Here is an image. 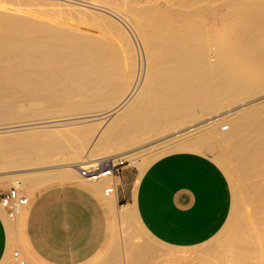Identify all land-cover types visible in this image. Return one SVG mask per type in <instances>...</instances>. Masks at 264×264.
<instances>
[{"label": "bare ground", "instance_id": "obj_1", "mask_svg": "<svg viewBox=\"0 0 264 264\" xmlns=\"http://www.w3.org/2000/svg\"><path fill=\"white\" fill-rule=\"evenodd\" d=\"M20 1L0 0V5H21L25 0L21 1L22 3ZM201 1L204 3L203 11H199L204 13L212 10L214 23L210 24L206 20V14L204 13L203 17L200 13L201 20L193 21L186 26L190 33L184 34V30L180 35L177 28H172L179 36L171 35L172 29L171 36L168 35L167 26L164 29V26L156 25L154 22L152 25L147 24L149 21L158 23L167 20L172 17L171 11L165 10V13H162L163 7L161 10L159 6L149 10L137 9L134 6L137 0H77L78 4H84L85 7L79 8L75 5L73 9L66 7L64 10L62 7L60 10L59 7V11H54L56 8L49 11L51 7H48V11L40 15L38 13L29 15L27 12L24 14L20 10L18 12L7 9L8 7L0 10L1 61L4 58L2 62L0 61V81L10 79L9 83L6 79L7 84H0V87L3 86L0 93L14 94L22 91L37 93L47 107L58 103L68 105L70 99L75 98V105L69 104L67 107L64 105L66 109L63 111H60L63 108L60 105L61 108L58 111L56 109V113L59 111L62 113L64 110L84 112L83 110L120 105L122 100L129 99L128 94L134 92L137 73L141 72V77L144 76L145 73L142 76L144 55L146 59V69L144 68L146 77H143L144 82L141 80V93L136 103L132 104L134 106L130 105L125 113L122 112L124 114H115L116 117L113 119L109 116L111 119L108 122H111L106 123L107 126L100 131L98 130L100 125L104 123L101 124L100 121L105 118H99L100 121L96 118L98 120L93 122L90 121L93 116L89 123L82 122V125L79 123L77 127L76 124H73V127L69 125L71 128L64 126L61 127L63 129H56L57 126L54 124L55 128L52 127L54 128L52 130L50 129L52 125L47 126L49 130L45 124L38 131H35L38 125L35 130H31L32 127L27 128V132L19 129L20 132L10 134L7 131L4 135L1 131L0 170L47 164L62 154H67L71 158L69 162L66 161L68 163L61 171L54 173L39 171L40 173H29L21 177L18 175L5 180L16 186L19 191L28 192L30 198L44 187L72 180L94 189L100 188L104 183L106 185L111 183L112 179L83 178L78 171L80 165L85 166L108 159H113L114 163L123 161L121 158L124 157L120 154L124 148H130L155 134L160 135L163 124L171 125L178 120L180 122L181 117L187 118L190 115L192 119L195 111L192 114L191 112L197 108L201 109L202 114H206L204 112L215 110L224 101L236 100L238 96L263 87L264 40L263 43L260 40L264 39V0L199 2ZM28 2L29 0L26 2L27 5ZM60 3L57 4L60 6L63 2ZM219 5L225 9L221 15L214 11ZM100 6L111 10L128 11L136 17L140 51L143 49L140 71L137 72L136 47L128 34L130 30L126 31V28L119 24L121 21L117 22L118 19L110 17L113 14L100 9ZM46 8L44 10H47ZM33 9L30 10L34 12ZM23 10L25 12V9ZM32 11L29 13L32 14ZM172 19H168L169 23ZM169 27H172V24ZM161 30L166 33H161ZM211 46H215L218 57V62L212 67L205 61L206 53ZM213 70L220 74L217 77H214L215 74L210 75L214 78L206 80L204 76L211 74L210 71ZM85 100L87 104L83 103ZM99 100L106 102L99 103ZM10 108L19 109L17 106H10L6 110ZM34 109L30 106L22 108V111L32 117L37 114ZM226 123L229 124L225 128L228 131L220 130ZM122 125L128 126L125 127L126 134L123 133L125 130L121 129ZM201 130L203 131L190 138L181 139L183 141L177 145L184 150L204 152L211 149L214 152L216 147L222 150L225 148L224 151L229 156H236L245 174L242 179L247 176L251 180L247 185L245 184L247 181L243 183V187L248 189L245 191L250 194L249 198L247 197L249 205L261 213L258 217L246 215V208L242 205L241 196L239 197L242 193L238 194L234 186L230 215L221 230V233H226L223 249L210 250L221 259L228 258V262L231 263L264 264V104L231 115L228 119L218 118L212 125ZM224 151L220 154L217 152L214 161L229 173L221 161ZM125 157L137 163L136 157L131 154ZM237 158L233 160L237 162ZM260 176H263V179L259 178ZM0 209L6 222L15 225L24 217L27 205L20 208L13 219L9 218L3 207Z\"/></svg>", "mask_w": 264, "mask_h": 264}, {"label": "crops", "instance_id": "obj_2", "mask_svg": "<svg viewBox=\"0 0 264 264\" xmlns=\"http://www.w3.org/2000/svg\"><path fill=\"white\" fill-rule=\"evenodd\" d=\"M66 155L48 162L63 164L52 173L64 169ZM133 164L113 180L114 196L104 194L106 183L94 189L72 180L41 189L18 224L0 209V264H18L17 249L27 264H205L194 251L224 216L225 182L212 184V167L181 152L144 170ZM231 207L232 193L225 224ZM175 250L187 253L166 261Z\"/></svg>", "mask_w": 264, "mask_h": 264}, {"label": "rangeland", "instance_id": "obj_3", "mask_svg": "<svg viewBox=\"0 0 264 264\" xmlns=\"http://www.w3.org/2000/svg\"><path fill=\"white\" fill-rule=\"evenodd\" d=\"M21 1H24V0H21ZM27 1L25 0L24 3L26 4ZM65 1H66V3H65ZM137 1L138 2H136L134 4L135 8H137V9L138 8L139 9H144L145 8L146 10L147 9L149 10L152 7L156 8L157 6H159L161 8V10H162V7H163V11L164 12L161 11L162 13H165V10L166 11L168 10L169 12L170 11L172 12V14H170V15H172V17L168 18V19H170V18L172 19L173 18L172 20H170V23H169L168 19H167L168 21L167 20H163L162 22H158V23L155 22V21L147 22L148 25H152L153 22H154V23H156V25L159 24L160 26H164V29H165V26H167L166 27V32L168 31L167 32V33H169L168 35H170L173 32L174 34L172 33L171 35H173V36L178 35L179 36V34L180 35L183 34L184 30H185L184 34L190 33V31H189L190 29H188L186 26L189 23L193 22V21L201 20L202 16L204 17L205 14H206V20L209 21L210 24L214 23V20H213L214 16L212 14V10L210 11L211 13L208 12V11L204 12L205 14L203 12L202 13L200 12V11H203L202 7L204 5V3L202 1L199 2L200 0H198V1L197 0H193V1H191V0H137ZM44 2H45V4H44ZM44 2H42L41 0H29V2H28L29 5H27V4L25 5L22 2L21 3L24 4V5H22V4L21 5H17V4H15V5L14 4H4L3 5L2 4V5H0V10L6 9V7H8L7 9L14 10V11L18 10V12L20 10V12H22L24 14H26V12H27V14H29V15H33V13H34V15H35V13H38L40 15L42 13L44 14L45 11L47 12L48 9H49L48 7H51L49 9V11L50 10L53 11L52 9H55V8L57 10L55 9L54 11H59L58 10L59 7L60 8L62 7L63 10H64L66 7H67L66 9H69L70 7H71L70 9H73V7L75 5H78L79 8L80 7L82 8L84 6V4H81V3L78 4L79 2L77 3V0H76V2H75V0H60V1H58V0H56V1L55 0L54 1L53 0H47L46 1L45 0ZM50 2H52L51 3L52 5L50 4ZM56 2L57 3L59 2V4H61L60 2H63V3H62V5L59 6V4H57ZM30 3H31V5H30ZM47 3H49V5H47ZM67 3H69V4H67ZM188 3H189V5H188ZM70 4H72V5H70ZM68 5H69V7H68ZM183 6H184V8H183ZM13 7H15V8H13ZM24 7H26V8H24ZM45 7H47L46 8L47 10H44ZM78 7L76 6V8H78ZM220 7L221 6L219 5L218 8L216 7L217 9L214 8V11L216 10L218 12L217 14H219V15H221V14H223L225 12L224 7H222V8H220ZM27 8H28V11L31 8L32 9L34 8L36 11L34 9H33L34 12L32 10H30L29 12L32 11V14H30L28 11H26ZM62 8L60 10H62ZM99 8L104 10V11H106V12H108V13L113 14V15L110 14L111 15L110 17H112L113 19L115 18V20L118 19L117 22L121 21L119 24L121 26H123L124 29L126 28L125 29L126 31L128 29L130 30V32H128V34H129V36L132 37V38L131 37L130 38L133 39V43H135V47H136L135 53L137 54L136 58L138 60V61H136V63H137L136 65L138 67L137 72H138V70L140 71V69H141V62H140L141 61V53H142L143 49H141V51H140V39H139L140 36H139V29H138L136 17L134 16V14H132V13H130L128 11L111 10V9L103 8L101 6ZM164 8H166V9H164ZM21 9H22V11H21ZM23 9H25V12H24ZM38 11H41V12L39 13ZM194 11H195V13H194ZM196 11H197L198 14H196ZM169 12H167V13H169ZM200 13L202 14V16H201ZM164 15H168V14H164ZM173 15H174V17H173ZM199 15L201 17H199ZM171 24H172V27H169V26H171ZM181 27L183 29H181ZM172 28H175V29L177 28L178 29L177 33L179 32V34H177L175 32V30L172 29ZM171 29L173 30L172 32H171ZM160 32L161 33H166V32H162V30ZM263 40L264 39L260 40V42L263 43ZM206 55H207V56H205L206 57L205 61H207L206 64L211 66V67L213 65H216V62H218V57H217V54H216V51H215V46L209 47ZM144 57H145V55L143 56L142 76L145 73L143 77H146V72H145L146 59ZM2 59L4 60V58H2ZM0 61H1V59H0ZM214 71L215 70L210 71L211 74L208 73L209 76L206 75L207 78H206V76H204L205 79L206 80L207 79H213L214 77H217L218 74H220V73H218V71L217 72L215 71L216 73ZM140 74H141V72L137 73L138 76L136 77L137 80L135 82L136 86L133 88L134 92H132V94H128L129 95L128 96L129 99L126 98L127 100L126 99L122 100V103L120 105H117V106L107 107V108H98V109H93V110H91V109L89 110L88 109V111L83 110L84 112H82V110H79V111H75L74 110V111H71V112H65V110H64V112H62V113L60 112V111H63V109H66L64 107L69 106V104L70 105H75V101H74L75 98L74 99L73 98L70 99V103H67L68 105L63 104V103H61V104L58 103V104H50V105H48L49 107H47L46 103L39 99V94H37V93L23 92V91L22 92H15L14 94L0 93V135L2 133L1 131H3V134L6 135L7 131L10 134L12 132L15 133L16 131L20 132L23 129H24L23 132H27V130L30 129L31 127H32L31 130H33V129L35 130L37 125H38L37 126L38 128L41 126L40 129L36 128L37 130H35V131H38V130H41L42 127L45 124H47V125H45L46 128H48L47 126L52 125V126H50L51 130L54 129L56 126H57L56 129H59V128L63 129L64 126H66L67 128H71L70 126L72 125V127H73V124L74 125L76 124L75 126L77 127L79 123H81V125H82V122H84L83 124L89 123V120L92 119V116H93L94 120L92 119L90 121H93V122L94 121L96 122L99 118H101V119H102V117L105 118V119H103V121L102 120L100 121V119L98 120V121L101 122V124L104 122L102 125H100V127L98 129L100 131V129H103L104 127L107 126V124H109L111 122V121L108 122L109 119H111V118L113 119V117H116L115 114L116 115L119 114V113L124 114L127 111V108L129 109L130 105H132L137 100V98H139L140 93H141V88L140 87L142 85L141 80L143 81V79H145V78L141 77ZM214 74H215L214 77L210 76V75H214ZM208 77H210V78H208ZM6 79H2L0 81V84L5 85V84H7L6 83L7 81H8V83L10 82V79H7V80ZM5 80H6V82H5ZM135 83H134V85H135ZM1 89L3 90V86L0 87V90ZM72 100H73L74 103L72 102ZM100 102H102V101L99 100V103ZM104 102H106V100L105 101L103 100L102 103H104ZM83 103L87 104L88 102L85 100ZM261 104H264V86L261 87L260 89H257L255 91L251 92V93H248L246 95L238 96V98L236 100L224 101L215 110L209 111L210 113L209 112L208 113L204 112L206 114H202L201 113V109L197 108L196 110H193L191 112V114H192L195 111L194 114L192 115V119H190L191 118V115H190V117L188 116L187 118L181 117L182 119H180V122L178 120L175 123H172L171 125L170 124H168V125L167 124H165V125L163 124L162 125V128H163L162 129V133L160 135L155 134L154 136L147 137L145 140H143V141L131 146L130 148L129 147L126 148V149L124 148V150L122 151L123 153L121 152V154H120V156L123 155L122 157H124V158H121L124 161V165H129L130 167H134L133 165H135V164H133L134 162H131L130 160H127L128 158L125 157V156H130V154H131V156L136 157L135 159H137V161L140 159L139 161L142 162V160H143V162H142V165H143L142 166V170H144L145 168L149 167L150 165H152V164H154V163H156V162H158L160 160H163V159H165L167 157H173V156L177 155L180 152H181V154L194 155L198 159H200L202 162H204L207 166H211L212 167L211 169H206V174L209 177V179L212 182V184H214V185L216 184L217 185V184L220 183V180H223L225 182L224 184H225L227 193L220 195V197L223 200L222 204H227V208L225 209L224 216H223L220 224L216 227V229L213 232H211V234H209V236L207 235V237L205 238V241H207L209 239H212V240L209 241L205 245L202 244L201 246L195 247L196 250L194 251V253H195L194 255H197V257L202 258L201 261L203 263H205V264H227V263L228 264H236V263L228 262L229 261L228 258L221 259L220 257L217 256V254L212 253V251H209L210 249H216V250L217 249H219V250L223 249L222 245L224 244V238H226V233L225 232L221 233V231L218 233V231L221 229V227H223V226L225 227V225H226L225 224V219H226L227 214H228V206L230 205L231 193L233 194V187L234 186H235L238 194L242 193V194H239V197L241 196L240 199H242V205L246 208L245 209V211H247V212H245L246 215L250 214V215H252L254 217H258L261 213H260V211H257V210L255 211V208H252L251 205H249V200H248L249 197H248V195L250 196V194L247 192L248 191L247 188H246L247 191H245L246 189L243 187V183H244V181L245 182L247 181V183H245L247 185V184H249L251 182V180L247 176H245L242 179V176H244L245 174L243 173L244 171L241 169V163H240L239 159L236 156H234V155H230L229 156L224 151L225 148H223V150H222V148L220 149L219 147H216V150L214 149V152H213V149L204 152V151H195V150H184V149H181L177 144H179L180 142L183 141L181 139L185 140L186 137L190 138V137H192V135L194 136V134L203 131L201 129H206L208 126L212 125L213 121H215L218 118L223 117L224 119H228L229 117H231V115L232 116L233 115H237V114L241 113L242 111H246L249 108L256 107V106L261 105ZM60 105L62 107L64 105L65 106L59 111L60 113L59 112L56 113L55 110L57 109V111H58V109L61 108ZM10 106H17L19 108L18 110H20V111H18L17 109L12 110V108H10L11 110L10 109L6 110ZM30 106L35 108L34 110L37 112V114H41V115H37L36 114V115H33L31 117V116H28L27 113L22 111V108H26V107L28 108ZM56 106L59 107V108H56ZM132 106H134V105H132ZM49 111H51V112H49ZM52 112H54V114H50ZM122 112H124V113H122ZM107 115H108V117L110 116L111 118L110 117L108 118ZM83 117L84 118L87 117V118H85V120H84ZM88 117H90V118H88ZM96 118H98V119H96ZM194 118H196V119H194ZM56 121H59V122H56ZM77 121H79V122H77ZM86 121H88V122H86ZM93 122H91V123L94 124ZM97 123H99V122H97ZM54 124H55V127H54ZM228 125L229 124L226 123L225 125H223L222 128H220V130L228 131V129L227 130L225 129ZM52 127H54V128H52ZM61 127H63V128H61ZM122 127H121L122 131H123V129L125 130V127L128 128L127 125L126 126L122 125ZM19 129H21V130L19 131ZM31 130H29V131H31ZM99 131H97V132H99ZM123 133L126 134V130H125V132L123 131ZM226 145H227V148H228L229 144L227 143ZM170 146H174V147L170 148ZM176 146H178V147H176ZM221 151H224L223 152L224 153L223 154L224 157L220 156L221 157V161L227 167V170L230 171L229 173L223 167H221L217 162L214 161V158L217 157V155H216L217 152H218V154H220ZM226 155H228V156H226ZM146 156H148V157H146ZM235 157L238 159L237 162L235 161L236 160ZM224 158L228 159V160H225ZM233 159H235V160H233ZM146 160H148V161H146ZM223 161H225V162H223ZM237 165H239V167ZM62 166H63V164H61L58 161V162H54V163L41 164V165H37V166H33V167H27V168H17V169H13L11 167L8 168V169L7 168L6 169L3 168V169L0 170V196H1L2 193H4L10 187L14 186V185L12 186L8 181H6L9 177H18V175H19V177H21V175L24 174V173H38L39 171L40 172L43 171V172H47V173H52V170L59 169ZM241 172H242L243 175L241 174ZM239 175H241V176H239ZM259 178L263 179V176H260ZM259 178H258V180H260ZM263 180H260V181L263 182ZM246 185H244V186H246ZM14 187H16V186H14ZM39 191H41V190H39ZM39 191H37L35 193V195L33 196V199L31 198V200H30V197L28 196V192H26V191H20V192L22 194L27 195V197L29 198L30 203H32L34 198H35V196L39 193ZM225 197H227V201H225V199H226ZM30 203H29V206L27 207V209L30 207ZM213 204H214V201L211 202V207L213 206ZM27 209H26V211H27ZM26 211H25V213H26ZM254 211H255V213H254ZM214 235H215V237H214ZM210 244H211V246H210V249H209V245ZM180 253L185 254L187 252L186 251L175 250L172 253L171 257L167 258L166 261H174V260L180 259V257H175L176 255H178ZM225 262H227V263H225Z\"/></svg>", "mask_w": 264, "mask_h": 264}, {"label": "built area", "instance_id": "obj_4", "mask_svg": "<svg viewBox=\"0 0 264 264\" xmlns=\"http://www.w3.org/2000/svg\"><path fill=\"white\" fill-rule=\"evenodd\" d=\"M124 165L123 161L114 163V160L108 159L99 162H94L85 166H79L80 175L83 178L91 180H98L101 178H111L112 182L107 184L103 191L107 196L113 195L117 192L116 183L113 181L119 174L121 167ZM29 198L22 194L17 187H10L0 196V205L3 207L9 218H15L18 210L26 206ZM15 259L18 264H27L26 260L19 254V251L14 252Z\"/></svg>", "mask_w": 264, "mask_h": 264}]
</instances>
